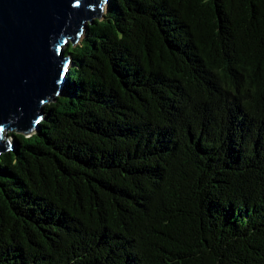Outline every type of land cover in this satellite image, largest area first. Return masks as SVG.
<instances>
[{
    "label": "trees",
    "instance_id": "1",
    "mask_svg": "<svg viewBox=\"0 0 264 264\" xmlns=\"http://www.w3.org/2000/svg\"><path fill=\"white\" fill-rule=\"evenodd\" d=\"M64 50L0 153V264H264V0H109Z\"/></svg>",
    "mask_w": 264,
    "mask_h": 264
},
{
    "label": "water",
    "instance_id": "2",
    "mask_svg": "<svg viewBox=\"0 0 264 264\" xmlns=\"http://www.w3.org/2000/svg\"><path fill=\"white\" fill-rule=\"evenodd\" d=\"M109 0H0V153L12 149L6 132L33 134L44 105L64 94L65 52Z\"/></svg>",
    "mask_w": 264,
    "mask_h": 264
},
{
    "label": "rangeland",
    "instance_id": "3",
    "mask_svg": "<svg viewBox=\"0 0 264 264\" xmlns=\"http://www.w3.org/2000/svg\"><path fill=\"white\" fill-rule=\"evenodd\" d=\"M81 39H82V35H81V38L78 40L77 43L81 42ZM16 132H17V130H11V131L6 132L5 135H8L10 140L14 143L13 138L11 137V133H16Z\"/></svg>",
    "mask_w": 264,
    "mask_h": 264
}]
</instances>
